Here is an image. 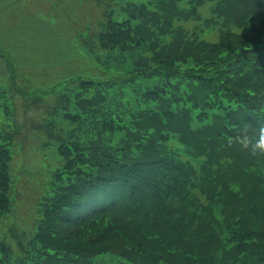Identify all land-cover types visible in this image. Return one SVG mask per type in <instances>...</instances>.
<instances>
[{
    "label": "trees",
    "instance_id": "1",
    "mask_svg": "<svg viewBox=\"0 0 264 264\" xmlns=\"http://www.w3.org/2000/svg\"><path fill=\"white\" fill-rule=\"evenodd\" d=\"M207 2L218 43L178 25L200 20ZM114 7L88 51L99 44L101 65L129 78L92 84L99 105L75 115L77 131L61 143L66 163L39 197L35 237L22 256L0 253V264H264V0H150L132 13L135 26L112 22ZM148 43L161 89L137 83L138 73L153 76L134 53ZM127 57L142 65L129 69ZM128 84L141 87L145 107L115 101ZM9 98L0 85V118L12 114ZM13 139L0 130V217L12 201ZM170 140L202 157L201 169Z\"/></svg>",
    "mask_w": 264,
    "mask_h": 264
},
{
    "label": "rangeland",
    "instance_id": "2",
    "mask_svg": "<svg viewBox=\"0 0 264 264\" xmlns=\"http://www.w3.org/2000/svg\"><path fill=\"white\" fill-rule=\"evenodd\" d=\"M109 1L115 5L112 22L131 20L135 26L142 23L132 17L150 0H0V85L14 102L12 114L6 119L0 118V130L14 135L7 162L13 179L12 201L10 211L0 217V253L22 256L29 240L35 237L40 219L39 197L49 188L52 175L66 163L61 143L77 131L75 115L85 117L99 105L92 84L129 78L116 68L101 65L107 63V53L99 44L88 51L94 33L105 20ZM214 7V2H207L198 11L200 20L178 22V25L194 35L193 39L218 43L219 32L212 26L207 27ZM148 44L150 48L142 46L134 53L149 60L144 66L149 71L145 73H153V46ZM128 61L129 69L137 63L142 65L133 57ZM159 73L154 72L152 77L138 73L135 77L137 83L143 84L142 88L161 89L164 81L160 82ZM84 82H87L85 87L88 82L91 85L88 92L82 86ZM96 87L103 91L102 84ZM141 87L128 84L115 101L123 107H136L137 102L141 108L145 107L139 100ZM116 90L112 89L110 95ZM64 104L68 113L58 110L54 114ZM157 104L153 100V105ZM49 118L52 122L47 124ZM170 144L187 159L180 143L170 140ZM191 164L196 170L202 167L198 161L191 160ZM104 257L109 262L119 260L117 255Z\"/></svg>",
    "mask_w": 264,
    "mask_h": 264
}]
</instances>
